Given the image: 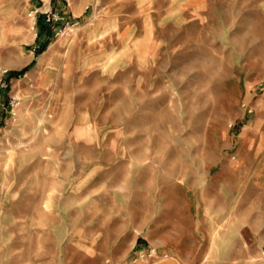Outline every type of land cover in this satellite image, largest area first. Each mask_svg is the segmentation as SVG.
<instances>
[{"label": "rangeland", "instance_id": "374dc122", "mask_svg": "<svg viewBox=\"0 0 264 264\" xmlns=\"http://www.w3.org/2000/svg\"><path fill=\"white\" fill-rule=\"evenodd\" d=\"M141 2L63 9L40 55L49 0L0 7V264H264V28Z\"/></svg>", "mask_w": 264, "mask_h": 264}, {"label": "crops", "instance_id": "0c3cea01", "mask_svg": "<svg viewBox=\"0 0 264 264\" xmlns=\"http://www.w3.org/2000/svg\"><path fill=\"white\" fill-rule=\"evenodd\" d=\"M25 0H0V7L3 11L13 14L15 13L16 8H22ZM93 0H49L50 7L55 9H60L63 12V9H69L70 13L74 17H81L85 14L86 8ZM100 0H97V2ZM166 5L163 8L162 17L167 18V24L178 21L180 24L185 23L188 20L189 14H196V18L199 15H207L210 17V20L215 24H224L230 20L229 16H233L232 12L229 11V7L234 5L239 8L241 22L244 20H249V14L252 15V23H256V29L262 30L264 25V0H191L186 4L188 0H165ZM112 5L117 6V8L112 10V14L116 16L117 28L116 30H122L124 32H137L142 30L150 29L148 23L145 22L147 17L142 19V23H137L134 19L135 12H130L125 10V8L133 7H145V4L139 0H115V3ZM69 6V7H68ZM68 7V8H67ZM228 7V8H227ZM107 8V7H105ZM124 8V12L129 16V19L121 18L120 10ZM152 8V7H150ZM226 8V11H224ZM251 8V11H250ZM147 10H145V15ZM151 15H153V10L151 9ZM65 13V12H64ZM149 14V15H150ZM115 30V29H114ZM136 57L133 56L129 61H135ZM241 143H244V140L241 139ZM238 175V173L236 174ZM137 261V260H136ZM132 264H144L143 262H134Z\"/></svg>", "mask_w": 264, "mask_h": 264}, {"label": "built area", "instance_id": "2783aa9c", "mask_svg": "<svg viewBox=\"0 0 264 264\" xmlns=\"http://www.w3.org/2000/svg\"><path fill=\"white\" fill-rule=\"evenodd\" d=\"M26 16L31 22L32 29L36 30L37 34H40L38 33V31L40 29L41 19H43L45 23L50 27L54 26V30H52L53 35L55 31H57L58 29L61 30L63 26L68 27L72 25V27H76L80 24L79 20H75L76 18H70L60 10H57L52 7L43 8V6H32L27 10ZM7 72L8 71H6V73ZM160 252V248L155 245L140 246L134 252V260L136 261L138 259H153L159 256Z\"/></svg>", "mask_w": 264, "mask_h": 264}, {"label": "trees", "instance_id": "16d2710c", "mask_svg": "<svg viewBox=\"0 0 264 264\" xmlns=\"http://www.w3.org/2000/svg\"><path fill=\"white\" fill-rule=\"evenodd\" d=\"M40 28H41L40 34L45 33L47 36V39L45 41L41 42L39 47L36 48V52L38 55L42 54L46 50L48 43H49L48 40L53 36V31H52L51 27L49 25H47L43 19H41V21H40ZM28 69H29V66H26L25 68H23L20 71L12 72L11 76L12 77L22 76L27 72Z\"/></svg>", "mask_w": 264, "mask_h": 264}]
</instances>
